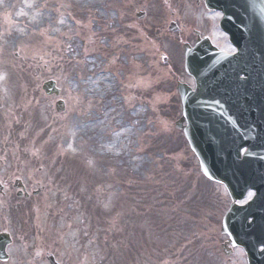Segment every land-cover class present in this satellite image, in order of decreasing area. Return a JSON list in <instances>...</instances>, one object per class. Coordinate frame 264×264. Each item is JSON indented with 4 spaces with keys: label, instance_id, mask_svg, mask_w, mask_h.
<instances>
[{
    "label": "rangeland",
    "instance_id": "rangeland-1",
    "mask_svg": "<svg viewBox=\"0 0 264 264\" xmlns=\"http://www.w3.org/2000/svg\"><path fill=\"white\" fill-rule=\"evenodd\" d=\"M139 11L145 13L141 20L135 17ZM179 14L190 15V11L179 10ZM9 24L15 28L11 35ZM167 25L161 0H0V68L9 64L11 72L9 79L0 76V122L5 126L9 117L14 123L7 126L23 121L11 102L19 91L9 85L5 88L13 76L22 84L23 71L39 95L34 106H29L34 109L30 117L56 120L59 153L88 165L94 175L99 174L100 163L106 189L95 193L85 187L90 193L84 195L103 201H97L99 211L110 214L117 234L110 232L109 236L121 244L123 264H213L201 250L202 241L215 235L227 196L219 186L214 185L212 193L209 182L196 183L189 172L176 173L174 164L167 161L175 160L176 167H182L190 158L197 164L181 132L174 128L180 116L177 75L190 82L183 72L180 44L187 35L170 33ZM154 26L158 27L155 33ZM145 36L150 37V47L142 42ZM140 44L144 46L133 49ZM226 50L233 49L228 46ZM180 56V70L175 73ZM131 73L144 81V90L128 83ZM48 80L60 90L58 96L47 97L42 91ZM60 102L63 111L57 112ZM8 107L15 108V115H9ZM2 139L9 140L7 136ZM177 143L180 148L169 150ZM88 154L98 158L89 159ZM162 163L171 169L164 179L165 189L158 177L164 172ZM214 196L215 203L208 207ZM78 208L79 203L68 210L65 206L66 211L58 207L56 218H43L44 223L50 221L52 231L65 233L62 229ZM201 210L205 211L198 214ZM135 218L137 236L147 241L139 250H131L136 256L129 245L135 247L138 238L134 241L132 235H123L134 229ZM102 222H108L107 215ZM92 254L100 251L94 249Z\"/></svg>",
    "mask_w": 264,
    "mask_h": 264
},
{
    "label": "water",
    "instance_id": "water-1",
    "mask_svg": "<svg viewBox=\"0 0 264 264\" xmlns=\"http://www.w3.org/2000/svg\"><path fill=\"white\" fill-rule=\"evenodd\" d=\"M214 1L227 11L231 17L227 29L231 41L237 46L239 53L238 55L228 56L215 50L206 49V54L202 56L187 54V71L193 76L198 72H201V74L196 75L198 81V92L196 94L191 95L187 91L180 90L182 99L184 100L185 115L183 120H186L188 124V127L184 129V133L201 160L203 173L212 179L223 182L229 189L233 200H236L241 197L242 189L247 186V183L241 180L233 181L228 175L229 173L226 172L230 166L226 167L225 164L219 166V162H215L212 157L217 145L222 144L224 151L230 146L228 136H230L232 132L226 126V128L222 130L221 121L216 119L217 115L213 118V106L209 109L207 107L205 108L204 105H209L210 100L221 95V89L217 88L218 84L223 88H228L230 84H233V82H227V79L223 77L216 78L219 74H223L228 78L231 77V68L223 66V64L228 63L227 61H243L246 58L250 59V61H258L264 56V42L263 39H260V36H258V32L260 31L259 24L264 25V8L261 0ZM243 21L248 22L250 40L249 38L244 39V34L239 27ZM232 24L237 25L230 28ZM202 52L204 54L205 50ZM236 65L237 63L234 64V68ZM202 72H205L206 76H204ZM254 72L255 69L250 71L251 78L249 83H247L249 85L247 89L251 92V98L247 100L250 110L247 111L245 108H237L233 113L237 123H240L241 126L245 128L243 130L240 125H234L235 140L238 138V134L242 136L241 139L239 138L237 140L239 141V145L235 148L236 162L246 169V173L251 171L252 165L255 163V158L251 156L252 150L248 149L250 150L248 156L243 160H238V148L243 141H245L246 144L245 139L250 136L253 129L255 130L254 133L256 136H262L264 134V109L261 102V92L251 86L257 84V75L259 76V73L256 75ZM263 93L264 92H262V95H264ZM201 98H206L207 100L200 104L198 100ZM226 118L227 115L222 112L221 119L223 123ZM231 136L233 137L234 135ZM255 145L256 143L252 144L251 147ZM236 162H234V166L237 169ZM249 179L250 176H247L248 182ZM254 183L256 184L257 182L254 181ZM259 204L261 205V203ZM253 206L257 208L258 203ZM238 214L241 215V219ZM249 214L255 215L254 223H248L246 221ZM262 216V212H258L252 207V204H250L245 211H241V209L233 206L223 220L222 227L224 231H228L227 228L230 229L229 232L233 230L236 236L235 241L245 249L249 264H264V250L257 251V246L259 244L264 245V237H261L264 234L263 232L261 233ZM252 239L253 241H251Z\"/></svg>",
    "mask_w": 264,
    "mask_h": 264
},
{
    "label": "flooded vegetation",
    "instance_id": "flooded-vegetation-1",
    "mask_svg": "<svg viewBox=\"0 0 264 264\" xmlns=\"http://www.w3.org/2000/svg\"><path fill=\"white\" fill-rule=\"evenodd\" d=\"M195 5L200 6V0H195ZM22 212L16 198L5 191L0 197V233L6 234L7 239L0 242V264H51L52 260L56 264H77L65 263L54 255L49 259L50 250L36 234L28 233Z\"/></svg>",
    "mask_w": 264,
    "mask_h": 264
},
{
    "label": "bare ground",
    "instance_id": "bare-ground-1",
    "mask_svg": "<svg viewBox=\"0 0 264 264\" xmlns=\"http://www.w3.org/2000/svg\"><path fill=\"white\" fill-rule=\"evenodd\" d=\"M148 71L150 73V66L148 67ZM144 72V71H142ZM128 83L132 84V86L136 87V89L140 90L143 86H144V81L139 78L138 76L134 75V73H131V76L128 78ZM93 89V88H91ZM31 99H33V96L30 97ZM54 122H56L55 119H49L47 120V124L51 125Z\"/></svg>",
    "mask_w": 264,
    "mask_h": 264
}]
</instances>
